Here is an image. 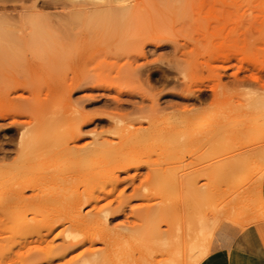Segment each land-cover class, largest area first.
Instances as JSON below:
<instances>
[{"label": "rangeland", "instance_id": "rangeland-1", "mask_svg": "<svg viewBox=\"0 0 264 264\" xmlns=\"http://www.w3.org/2000/svg\"><path fill=\"white\" fill-rule=\"evenodd\" d=\"M0 22L22 36L0 39V175L54 204L0 213V264H186L204 228L198 264L264 247V0H0Z\"/></svg>", "mask_w": 264, "mask_h": 264}, {"label": "bare ground", "instance_id": "bare-ground-1", "mask_svg": "<svg viewBox=\"0 0 264 264\" xmlns=\"http://www.w3.org/2000/svg\"><path fill=\"white\" fill-rule=\"evenodd\" d=\"M78 6H79V4H78V5H72L71 8H74V9H75V8L78 7ZM81 6H83V7H81ZM87 6H88V9H90V8H92V7H93L94 9H96V8H95V5H94L93 3H90V2H89V3H87ZM80 7L86 9V6L83 5V4H81ZM89 7H90V8H89ZM85 9H81V10H76V9H75L76 11H74V13L72 12V15L74 14V15L76 16V14H78V12H80V13H81V12H84ZM70 14H71V13H70ZM70 14H69V17H71V18L74 17V15L72 16V15H70ZM64 22H65V21H64ZM0 23H1V22H0ZM5 23H7V22H5ZM5 23L2 22L1 25H2V24L4 25ZM38 24H39V23H38ZM40 24H41V23H40ZM1 25H0V27H1ZM3 25H2V27H3ZM6 25H7V26H5V27L7 28V31H8V30H9V32L12 31L10 34H12L13 32H17V31H19V29H16V26H15V25H14L15 28H13V25H12V24L10 25L9 23H7ZM5 27H4V28H5ZM10 28H11V29H10ZM19 28H20V27H19ZM70 29H71V28H70ZM5 31H6V29H5ZM7 31H6V32H7ZM10 34L8 33V34L4 35L3 37H5V38H0V39H2L1 41H3V39H4V40L6 39L5 42L8 43L7 41H9V40H10V41H13V40H15V38H16V40H18L19 38L22 37L21 35H20V37H19V35L16 36V37H14V36L11 35L10 37H12V38H10V37H9ZM0 36H1V35H0ZM6 36H7L8 38H6ZM13 38H14V39H13ZM23 38H24V37H23ZM11 39H12V40H11ZM21 39H22V38H21ZM16 40L13 41V43L15 42L14 45H12L13 43H11V42L9 41L10 43H8V45H10V48H11V46H15V44H16ZM19 43H20V42H19ZM6 45H7V44H6ZM7 47H9V46H7ZM14 48H15V47H14ZM17 79H18V78H17ZM12 80H13V79H12ZM7 81H8V80H7ZM238 81H239V80H238ZM240 81H241V80H240ZM8 82H9V81H8ZM15 82H16V81H15ZM27 82H28V81H27ZM9 83H10V82H9ZM239 83H240V82H239ZM241 83H242V82H241ZM246 83H247V82H246ZM21 84H22V83H21ZM7 85H8V84H7ZM7 85H6V87H7ZM15 85H16V84H15ZM237 85H238V84H237ZM22 86H23V85H22ZM25 86H26V85H25ZM28 86H29V85H28ZM8 87H10V86H8ZM59 87H61V86H59ZM29 88H30V86H29ZM31 90H32V89H31ZM233 97H234V96H233ZM251 100H252V99H251ZM232 103H233V102H232ZM261 105H262V104H261ZM255 107H256V106H255ZM232 111H233V110H232ZM51 112H52V111H51ZM51 112H50V113H51ZM46 113H48V112H46ZM46 113H45V114H46ZM45 114H44V115H45ZM212 114H213V113H212ZM51 115H52V114H51ZM51 115H50V117H51ZM59 116H61V115H59ZM59 116H58V118H59ZM62 116H63L64 118H66V119H64L65 122H63V125H64V123L66 124L67 122H68V123L72 122V120H75V121L77 120V121H78V117H79V116H77V115H76L77 117H76V116H75V117L73 116L74 118L72 117L71 121L69 122V121H67V115H62ZM62 116H61V117H62ZM69 118H70V117H69ZM49 119H50V118H49ZM54 119H56V118H54ZM60 119H62V118H60ZM79 119H80V118H79ZM51 120H52V119H51ZM51 120H50V121H51ZM69 120H70V119H69ZM80 120H81V119H80ZM80 120H79V121H80ZM53 121H54V120H53ZM58 121H59V120H58ZM61 121H63V119H62ZM77 121H76V122H77ZM79 121H78V122H79ZM81 121H82V120H81ZM81 121H80V122H81ZM76 122H75V123H76ZM80 122H79V123H80ZM47 123H49V122H47ZM50 123H52V121H51ZM75 123L73 122V123H71V125H70V124H67V126L70 125L71 129H73V126H74V127H77V126H78V125H76ZM54 124H55V123L53 122V125H54ZM57 124H58V123H56V125H57ZM73 124H74V125H73ZM53 125H52V126H53ZM60 125H61V124H60ZM56 127H57V126H56ZM61 127H62V126H61ZM64 127H66V126L64 125ZM68 127H69V126H68ZM68 127H67V128H68ZM70 127H69V128H70ZM49 128L52 129V127H49ZM54 130H55V129H54ZM53 132H55V131H53ZM70 132H71L72 134L74 133V132H72V131H69V133H70ZM58 133H59V132H58ZM67 133H68V132H67ZM53 134H54V133H53ZM62 134H63V133L61 132L60 135H62ZM66 136L68 137L69 135L67 134V135H65V137H66ZM73 136H74V134H73ZM65 137H63V138L65 139ZM67 137H66V138H67ZM70 137H71V139L74 140V137L72 138V135L69 136L68 140H67V139L64 140L63 138H62V139L64 140V142H65V141L68 142L69 140H71ZM57 141H58V140H57ZM61 142H62V140H61ZM61 142H60V143H61ZM64 142H63V144H66V146H67V142H65V143H64ZM57 143H58V142H57ZM55 144H56V142H55ZM58 144H59V143H58ZM59 145H60V144H59ZM59 145H57V146H59ZM57 146H56V147H57ZM25 147H27V145H26ZM62 148H64V147L62 146ZM68 148H69V147L67 146V149H68ZM23 149H24V148H23ZM25 149H26V148H25ZM69 149H70V148H69ZM65 150H66V149H65ZM70 150H71V149H70ZM70 150H69V151H70ZM65 152H66V151H65ZM73 152H74V151H73ZM96 152H99V151H97V150L94 151V150H93L92 152H88L87 156L90 157V156H92V155H93L94 153H96ZM75 153H76V152H75ZM66 154H67V153H66ZM68 154H69V153H68ZM78 154H79V153H78ZM83 155H84V154H83ZM83 155H81V156H83ZM119 157H120V156L117 155L116 158L112 157L111 160L102 161L101 165H103V166L107 165V166H108L109 164H111V161H112V159L114 158L115 161H114L113 165H117L115 169L118 168V170H123L124 167L121 165V163H123V162H121L123 159H122V157H120V158H119ZM117 158H118V159H117ZM124 159H125V158H124ZM123 161H124V160H123ZM110 167H111V166H110ZM112 167H113V166H112ZM112 167H111V168H112ZM100 168H101V167H100ZM111 168H109V169H111ZM102 169H103V168H102ZM109 169H108V170H109ZM125 169H126V166H125ZM99 170H101V169H99ZM83 171H84V170H83ZM87 171H89V170L87 169V170H85L84 172L86 173ZM101 171H104V170H101ZM101 171H99V173H98V169H97L96 172H95V170H94V171L92 172V175H91L92 177H91V179L89 178L90 175H88V173L85 174V175H88V177L86 176L85 178H89V179H86V180H88V182H87L88 184L86 183L87 186H88V185H91V184H95L94 182L97 181L98 179H97V178L95 179L94 176L99 177V176H98L99 174L102 175V172H101ZM115 171H116V170H115ZM4 172H5V173H3V175H0V213L3 214L2 216H5V215H6L5 217H7V218H8L7 215L10 213V214H9V217H10V218L7 219V220L4 219L5 221H3V223L6 222V221H8V222L10 223V221H12V220H11L12 215H11V212H10V211H12L13 209H14L16 212H22V211L25 212V210H26V211L29 210V212H30V211L32 212V209H33V210H34V209H35V210L38 209L39 211H41V209H43V207H45V205H49L50 203H51V205H54V204L52 203L53 200H50L51 202L48 203V202H49V199H48L47 197H46L47 199H43V197L40 198L41 196L38 197L39 195L34 194V195L37 196L38 199H34L35 196L32 195V196H33V199H34V200H33V199H29V197L25 196L24 191H25L26 189L29 188V189H33V190H34V189L37 188L38 185L36 184V185H37V186H36L35 183H30V182H29V183H30V184H29L28 182H26V183H28V185H27V184L24 182L25 184L22 183V184H21V185H22L21 188L15 190V188H17V187H15V188L13 189L12 186H14V185H13V183H12V181H11V177H12L13 173H12L11 171H9L8 169H6ZM84 172H82V173H84ZM94 172H95L96 175L93 174ZM79 173H80V172H78V174H79ZM90 173H91V172H90ZM116 173H117V172H110L109 174L106 175V178H105L104 180H106V179L109 180V178L116 176ZM80 175H82V174H80ZM83 175H84V174H83ZM83 175H82V176H83ZM85 175H84V176H85ZM104 175H105V174H104ZM74 176H75V175H74ZM77 176H78V175H76L75 177L77 178ZM75 177H72V178L70 179V180H71L70 183L72 182V180H74ZM104 177H105V176H104ZM100 178H101V177H100ZM67 179H68V178H67ZM77 179H78V178H77ZM90 180H91V181H90ZM111 180H112V178H111ZM89 181H90V184H89ZM106 181H107V180H106ZM106 181H105V182H106ZM109 181H110V180H109ZM21 182H22V181H21ZM110 182H111V181H110ZM73 184H74V183H73ZM19 185H20V184H19ZM21 185H20V186H21ZM84 185H85V184H84ZM91 186H92V185H91ZM88 187H90V186H88ZM83 193H84V192H83ZM93 194H94V193H93ZM93 194H90L88 198H87V197H83L84 195H80V194H79V195H78V194L75 195L76 198H74V200H73V204H72V205H73V208H72L73 210H72V211L75 210L74 207L76 206L77 203H79V202H83V200L85 201L84 198H86V202H88L89 200H94V201L98 200V197H95L96 195L93 196ZM91 196H92V197H91ZM98 196H99V195H98ZM26 197H27V198H26ZM99 197H100V196H99ZM208 197H209V196H208ZM30 198H31V197H30ZM44 198H45V197H44ZM51 199H52V198H51ZM53 199H54V198H53ZM87 199H88V201H87ZM209 199H210V197H209ZM55 200H56V199H55ZM215 201H216V200H215ZM86 202H85V203H86ZM96 202H97V201H96ZM212 202H213V201H212V199H211V201H209V204H210V203L212 204ZM216 202H217V201H216ZM111 204H112V203H111ZM213 204H214V206H212V207H215V204H216V203L214 202ZM107 205H110V202H109ZM49 206H50V205H49ZM106 207H107V209L110 208V207L108 208V206H106ZM212 207H211V208H212ZM217 208H218V207H217ZM220 208H221V207H220ZM220 208H218V209L220 210ZM222 208H224V207H222ZM101 209H102V208H101ZM218 209H217V210H218ZM14 210H13V211H14ZM35 210H34V211H35ZM38 210H37V211H38ZM211 210H212V209H211ZM209 211H210V210H209ZM222 211H223L224 214H227V213H225L226 211H225L224 209H223ZM222 211H221V212H222ZM4 212H5V213H4ZM8 212H9V213H8ZM75 212H76V210H75L73 213H75ZM207 212H208V211H207ZM210 212H211V211H210ZM215 212H216V211H215ZM221 212H220V213H221ZM7 213H8V214H7ZM25 213H27V212H25ZM25 213H23V214H25ZM205 213H206V212H205ZM205 213H204V214H205ZM1 214H0V215H1ZM13 214H14V213H13ZM74 215H75V214H74ZM205 215H206V214H205ZM216 215H218V214H216ZM2 216H0V221H1L3 218H5V217H2ZM15 216L17 217L18 215L15 214L14 217H15ZM19 216H20V215H19ZM189 216H190V215H189ZM202 216H203V215H202ZM214 216H215V215H214ZM226 216H227V215H226ZM14 217H12L13 220L16 219V218H14ZM187 217H188V216H187ZM218 217H219V215H218ZM218 217H217V218H218ZM220 217H221V215H220ZM220 217H219V218H220ZM224 217H225V216H224ZM1 218H2V219H1ZM74 218H75V220H73V221H75V222L83 223V221H84V220H83V217L80 215V211H78V210H77L76 215H75ZM195 218H196V217H195ZM204 218H205V217H204ZM215 218H216V217H215ZM225 219H226V218H225ZM229 219L232 220L231 217H230ZM82 220H83V221H82ZM186 220H187V219H186ZM194 220H195V219H194ZM194 220H193V222H194ZM203 220H205V219H203ZM203 220H202V222H203ZM233 220H234V219H233ZM81 221H82V222H81ZM93 221H95L94 218H93ZM206 221H207V219H206ZM211 221L213 222V220H211ZM184 222H185V221H184ZM189 222H190V221H189ZM193 222H192V223H193ZM209 222H210V220H209ZM231 222H232V221H231ZM0 223H1V222H0ZM210 223H211V222H210ZM210 223H209L208 225H210ZM1 224H2V223H1ZM4 224H5V223H4ZM17 224H18V223H17ZM188 224H189V223H188ZM193 224L196 225V221H195ZM212 224H213V223H212ZM46 225H47V224H45V226H46ZM203 225H205L204 227H207L205 221L202 223V228H204ZM32 226H34V225H32ZM42 226H44V225H42ZM176 226H177V224H176ZM188 226H189V225H187V227H188ZM214 226H215V225H214ZM34 227H35V226H34ZM38 227H39V228L36 227V228H37V231H39V229H40V230L43 229V227H42V228H41L40 226H38ZM46 227H47V226H46ZM193 227H194V226H193ZM193 227H192V225H191L190 228H189V227H188V228L191 229V228H193ZM208 227H209V226H208ZM16 228H18V227H16ZM188 228H187V229H188ZM198 228H199V227H198ZM211 228L213 229V225H212ZM211 228H210V229H211ZM185 229H186V228H185ZM189 229H188V231H189ZM204 229H205V228H204ZM204 229H201V230H199V232H198V230H196V229L194 228V230L197 231L198 233H195V232L193 231V232L195 233V235H194V237H191V238H190V236L193 235L194 233L192 234V231H191V235H190V234H189L190 232L187 231V234H189V235H188L189 240H187V238H188V237H186L187 234L185 235V237H186L185 240H182V244H185L184 246L182 245L181 248L184 249V247H185V250H184V251H185V252H184L185 255H184V256H185V258H186V260H185V262H187L186 264H198V263H199V262H200V261H201V260L207 255V254H208L207 246H205L204 241H205V239H207L208 237H210V234H209L208 236L206 235L207 232H206V234H204L205 231H206V230H204ZM212 229H211V230H212ZM16 230H17V229H16ZM16 230H15V231H16ZM178 230H179V229H178ZM191 230H192V229H191ZM203 230H204V232H203ZM208 230H209V228H208ZM208 230H207V231H208ZM201 231H202V232H201ZM185 232H186V231H185ZM36 233L38 234V232H36ZM39 233H40V234H38V236L41 237L40 235H42V234H41V232H39ZM47 233H48V232H47ZM177 233H178V232H177ZM200 233H201V236L204 235V236H207V237H204V239H202L203 237L201 238V237L198 236ZM210 233H211V232H210ZM157 234H158V232H157ZM184 234H185V233H184ZM159 238H160V237H159ZM175 238H176V237H175ZM179 238H180V236H177V239H178V240H180ZM39 239L42 240L41 238H39ZM154 239H156V238H154ZM162 239H163V238H161L159 242L164 241V239H163V240H162ZM177 239H175V240H177ZM166 240H167V241H166ZM166 240H165V241L168 242L169 244L172 243V241H171V243H170V241H168V239H166ZM169 240H171V239H169ZM208 240H209V238L207 239V241H208ZM207 241L205 242L206 244H207ZM38 242H39V241H38ZM157 243H158V242H157ZM27 244H28V243H27ZM177 244H178V241H177ZM179 244H180V242H179ZM38 245H39V244H38ZM167 246H168V245H167ZM40 247H41V246H39V248H40ZM175 247H176V246H175ZM179 247H180V246H179ZM39 248H37L36 250L34 249L35 252H33V251H34L33 249H32L33 251H32V250H29L28 252L32 251V253H34V254H36V252H37V254H39L40 252L43 251V250L41 251V249H40V251H39ZM41 248H42V247H41ZM28 249H29V248H28ZM172 249H173V248H172ZM175 249H176L177 252L175 251ZM175 249H174V252L176 253V255H175L174 252H171V251H173V250H170V252H171V253L177 258V256L182 255V253L179 255V252H180V251H178L179 248L177 249V247H176ZM23 250H24V249H23ZM180 250H181V249H180ZM26 251H27V250H26ZM38 251H39V252H38ZM28 252H27V253H28ZM44 252H46V251H44ZM27 253H26V254H27ZM171 253H170V254H171ZM43 254H44V253H43ZM184 256H182V257H184ZM177 259H178V258H177ZM183 259H184V258H183Z\"/></svg>", "mask_w": 264, "mask_h": 264}, {"label": "crops", "instance_id": "crops-1", "mask_svg": "<svg viewBox=\"0 0 264 264\" xmlns=\"http://www.w3.org/2000/svg\"><path fill=\"white\" fill-rule=\"evenodd\" d=\"M226 264H264V247L259 246L254 250L232 252Z\"/></svg>", "mask_w": 264, "mask_h": 264}]
</instances>
